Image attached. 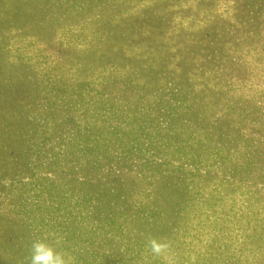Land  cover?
I'll use <instances>...</instances> for the list:
<instances>
[{"label": "rangeland", "instance_id": "374dc122", "mask_svg": "<svg viewBox=\"0 0 264 264\" xmlns=\"http://www.w3.org/2000/svg\"><path fill=\"white\" fill-rule=\"evenodd\" d=\"M264 264V0H0V264Z\"/></svg>", "mask_w": 264, "mask_h": 264}, {"label": "clouds", "instance_id": "9594fccd", "mask_svg": "<svg viewBox=\"0 0 264 264\" xmlns=\"http://www.w3.org/2000/svg\"><path fill=\"white\" fill-rule=\"evenodd\" d=\"M61 239L56 237L53 243L49 242L47 236L35 239L30 247L29 264H76L75 256L59 249ZM146 247L152 256L159 257L164 264H177L170 241L149 235Z\"/></svg>", "mask_w": 264, "mask_h": 264}]
</instances>
